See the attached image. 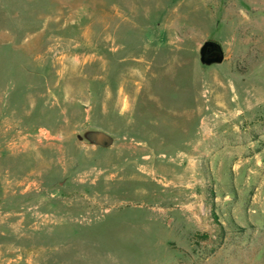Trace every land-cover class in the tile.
<instances>
[{"label": "rangeland", "instance_id": "obj_1", "mask_svg": "<svg viewBox=\"0 0 264 264\" xmlns=\"http://www.w3.org/2000/svg\"><path fill=\"white\" fill-rule=\"evenodd\" d=\"M0 264H264V0H0Z\"/></svg>", "mask_w": 264, "mask_h": 264}, {"label": "water", "instance_id": "obj_2", "mask_svg": "<svg viewBox=\"0 0 264 264\" xmlns=\"http://www.w3.org/2000/svg\"><path fill=\"white\" fill-rule=\"evenodd\" d=\"M199 61L202 65L210 66L221 63L224 59V51L221 44L213 39L204 40L198 48ZM82 136L90 143L108 147L113 142V137L100 129H90L83 132Z\"/></svg>", "mask_w": 264, "mask_h": 264}]
</instances>
